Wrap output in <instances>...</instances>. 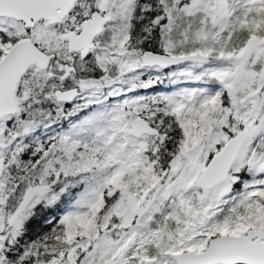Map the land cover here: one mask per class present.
I'll use <instances>...</instances> for the list:
<instances>
[{"label": "snow or ice", "instance_id": "6c2138e0", "mask_svg": "<svg viewBox=\"0 0 264 264\" xmlns=\"http://www.w3.org/2000/svg\"><path fill=\"white\" fill-rule=\"evenodd\" d=\"M0 264H264V0H0Z\"/></svg>", "mask_w": 264, "mask_h": 264}, {"label": "rangeland", "instance_id": "374dc122", "mask_svg": "<svg viewBox=\"0 0 264 264\" xmlns=\"http://www.w3.org/2000/svg\"><path fill=\"white\" fill-rule=\"evenodd\" d=\"M161 87H163V86H161Z\"/></svg>", "mask_w": 264, "mask_h": 264}]
</instances>
